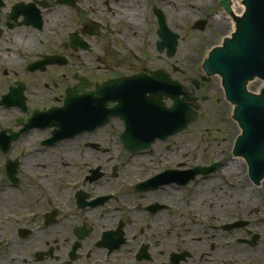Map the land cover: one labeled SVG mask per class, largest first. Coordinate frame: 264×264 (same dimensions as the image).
Returning <instances> with one entry per match:
<instances>
[{
	"label": "flooded vegetation",
	"instance_id": "flooded-vegetation-1",
	"mask_svg": "<svg viewBox=\"0 0 264 264\" xmlns=\"http://www.w3.org/2000/svg\"><path fill=\"white\" fill-rule=\"evenodd\" d=\"M173 9L0 0V264H264V179L233 157L234 143L190 149L177 144L185 131L146 148L123 137L127 122L149 121L137 107L185 105V89L202 118L232 119L220 77L185 79L171 62L181 43ZM206 10L209 43L227 37L221 0ZM98 108L120 113L91 131L83 117ZM246 193V207L227 208Z\"/></svg>",
	"mask_w": 264,
	"mask_h": 264
},
{
	"label": "water",
	"instance_id": "water-1",
	"mask_svg": "<svg viewBox=\"0 0 264 264\" xmlns=\"http://www.w3.org/2000/svg\"><path fill=\"white\" fill-rule=\"evenodd\" d=\"M230 4L231 0H222V6L229 11ZM243 4L246 11L239 20L237 32L227 39L223 48L210 55L204 70L208 75H221L227 99L236 105L235 119L243 129L235 154L247 159L252 176L260 177L264 175V89L257 95L248 92L246 87L255 78L264 81V0H244ZM173 50L174 46L171 53ZM185 106L186 113L182 110L179 114L176 106L157 118L148 126L150 131L143 140L167 138L196 121L198 117Z\"/></svg>",
	"mask_w": 264,
	"mask_h": 264
},
{
	"label": "rangeland",
	"instance_id": "rangeland-1",
	"mask_svg": "<svg viewBox=\"0 0 264 264\" xmlns=\"http://www.w3.org/2000/svg\"><path fill=\"white\" fill-rule=\"evenodd\" d=\"M162 3H176L179 0H161ZM237 1V0H236ZM239 1V0H238ZM241 1V0H240ZM152 4V1H151ZM219 0H216V6L218 8ZM177 6L180 7V3H177ZM190 10V9H189ZM195 15H198V17H188L192 15V12H189L187 17L179 18L176 15V10L173 9V14L175 17H173L175 23H176V29L178 32H180L181 35V43L178 49V55L175 60H172L171 62L176 63L179 61L182 64V69L185 72V79H187L189 76L192 78H197L198 74L199 76L203 73L202 66L204 64V60L207 59L208 54L207 50L209 46L215 44L218 45L222 42L221 39L218 41L212 40V42H207V36L209 35V28L206 32L201 31H191V29L188 28L190 23H196L198 21H205L204 15L209 14V10L204 11L203 13H198L197 11H193ZM203 12V10H202ZM207 12V13H206ZM198 18V19H196ZM225 18L229 19L227 15H225ZM193 24V25H194ZM223 37V35H222ZM205 42V44H204ZM187 48V49H186ZM184 49V51L182 50ZM186 49V50H185ZM191 52L192 55L186 56L183 52ZM150 57H152L151 52H149ZM204 74V73H203ZM262 86L261 83H253L250 91L257 93ZM262 88L260 89V91ZM220 113V112H219ZM228 115V114H227ZM217 114H206L203 118L200 119L199 123H195L190 126V129L179 139L177 140V144H186L187 148H196V147H204V148H224L227 149L228 147L233 145L235 139L237 138L236 134L238 133L239 128L237 125H235L233 119L228 120L225 125L219 124L217 121L221 116ZM233 118V117H232ZM220 137V139L217 141V138ZM222 137H227L228 141L223 142ZM188 141L185 142V141ZM243 169L241 164V170Z\"/></svg>",
	"mask_w": 264,
	"mask_h": 264
},
{
	"label": "bare ground",
	"instance_id": "bare-ground-1",
	"mask_svg": "<svg viewBox=\"0 0 264 264\" xmlns=\"http://www.w3.org/2000/svg\"><path fill=\"white\" fill-rule=\"evenodd\" d=\"M213 2H214V0H179L178 2L174 3V10H176L177 17H179V18H183L185 16L187 17L189 12H192V15H190L188 17H191V18L195 17V16L198 17V15H195L193 11H197L198 13H203L204 9L206 8V5L207 4L209 5ZM135 3H137L138 5L141 4L140 1L135 2ZM177 3H180V7L177 6ZM129 7L134 8V7H136V5L134 3H131L129 5ZM232 8H233L234 15H238V14L244 12L245 7H243V0H241V1L240 0L239 1L233 0ZM138 9H139L138 7H136V10L134 8L133 10H135V12H133V15L132 14L130 15V17H132V23H134V28L135 27H138V28L141 27V24L136 20ZM202 10H203V12H202ZM213 21H214V23L219 22L220 25L222 26L221 29L224 32H227L228 27L231 26V23L230 22L227 23V21L225 19H223V17H221V16H219L216 20H213ZM231 29H232V27H231ZM207 42L209 43L208 40H207ZM204 44H205V42H204ZM182 50L184 51V49H182ZM183 53H184L185 57L192 55V53L188 52V51L183 52ZM238 166H239L238 164H235L233 168L238 167ZM250 198H251L250 194L246 193L240 197H237V199H234V200H228L227 199V201H226L227 208L234 209L237 204L240 205L241 203H242L241 207H246V205L248 204V203H246V199H250Z\"/></svg>",
	"mask_w": 264,
	"mask_h": 264
}]
</instances>
